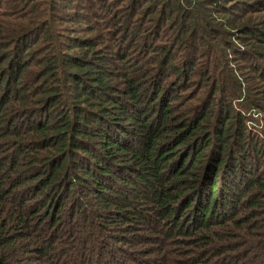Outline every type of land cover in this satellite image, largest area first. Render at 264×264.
I'll use <instances>...</instances> for the list:
<instances>
[{
	"label": "trees",
	"instance_id": "1",
	"mask_svg": "<svg viewBox=\"0 0 264 264\" xmlns=\"http://www.w3.org/2000/svg\"><path fill=\"white\" fill-rule=\"evenodd\" d=\"M262 63L264 0H0V264H264Z\"/></svg>",
	"mask_w": 264,
	"mask_h": 264
},
{
	"label": "rangeland",
	"instance_id": "2",
	"mask_svg": "<svg viewBox=\"0 0 264 264\" xmlns=\"http://www.w3.org/2000/svg\"><path fill=\"white\" fill-rule=\"evenodd\" d=\"M79 3L78 2H76V3H74L73 4V6H76V5H78ZM262 65H263V69H264V63H262ZM254 116H255V113L253 112L252 113ZM259 114H260V116L263 118V120H264V113H260L259 112ZM258 116V115H257ZM249 118H252L250 115H249ZM250 121V120H249ZM251 122V121H250Z\"/></svg>",
	"mask_w": 264,
	"mask_h": 264
}]
</instances>
